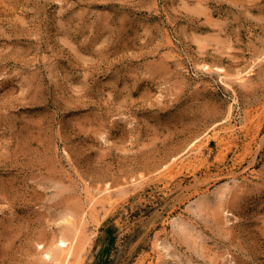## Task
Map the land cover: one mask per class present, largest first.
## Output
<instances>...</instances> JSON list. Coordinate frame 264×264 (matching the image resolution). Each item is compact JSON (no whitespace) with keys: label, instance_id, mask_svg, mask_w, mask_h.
Returning a JSON list of instances; mask_svg holds the SVG:
<instances>
[{"label":"rangeland","instance_id":"1","mask_svg":"<svg viewBox=\"0 0 264 264\" xmlns=\"http://www.w3.org/2000/svg\"><path fill=\"white\" fill-rule=\"evenodd\" d=\"M84 211L71 264H264V0H0V264Z\"/></svg>","mask_w":264,"mask_h":264},{"label":"bare ground","instance_id":"2","mask_svg":"<svg viewBox=\"0 0 264 264\" xmlns=\"http://www.w3.org/2000/svg\"><path fill=\"white\" fill-rule=\"evenodd\" d=\"M220 68V67H219ZM223 70V69H222ZM225 70V69H224ZM223 70V71H224ZM225 72H226V70H225ZM224 72V74H226ZM240 72H242L243 73V71H240ZM240 72H238V75H239V73ZM245 72V71H244ZM248 72H250V71H248ZM228 73V72H227ZM250 73H252V72H250ZM237 74V73H236ZM241 74V73H240ZM244 74V73H243ZM223 75V74H222ZM245 75V74H244ZM244 75L243 76H237L236 75V77H237V80L238 81H241V80H239V79H242L243 77H244ZM247 75H249L250 76V74H247ZM246 77V76H245ZM239 78V79H238ZM243 80V79H242ZM225 83H226V81H225ZM228 84V83H227ZM229 86L231 85V84H228ZM232 114H233V111H232ZM229 120H231V118L229 119ZM233 121V120H232ZM227 122V121H226ZM229 122V121H228ZM230 123V122H229ZM229 125V124H228ZM231 126V125H230ZM220 132V131H219ZM218 133V132H217ZM222 133H224L225 134V132H222ZM227 137V136H226ZM219 138V137H218ZM221 138H222V136H221ZM222 139H224L225 140V137H223ZM222 139H220L219 138V140L221 141ZM205 141V140H204ZM204 141H203V143H204ZM229 142H230V140H228ZM224 142V141H223ZM220 143H222V142H220ZM223 144V143H222ZM191 157V156H190ZM187 160V159H186ZM188 161V160H187ZM170 165V164H169ZM168 165V166H169ZM177 166V165H176ZM169 171V170H168ZM141 183V182H140ZM106 191H107V193L105 194L106 196L107 195H109V196H111L112 195V188L111 187H107L106 188ZM105 191V192H106ZM104 192V193H105ZM99 194V193H98ZM97 194V195H98ZM96 195V194H95ZM95 195H93V197L92 198H90V201H91V203L94 205V204H96V201H97V203H98V201L99 202H101V201H103V202H105L104 200H99L100 198H101V195H98V197L100 196V198H98L97 196H95ZM114 195V194H113ZM103 198V197H102ZM109 199V198H108ZM107 200V199H106ZM102 203V202H101ZM85 210V209H84ZM83 211V210H82ZM81 215V214H80ZM86 217H87V213H86V211H84L83 212V214H82V216H81V218L79 219L80 220V222H79V224L78 225H76V227H73V233L71 234V237L69 238V237H66V236H64V235H62L59 239H58V243H59V248H60V250H61V252L63 253V255H62V257L63 258H61V260L59 261V262H57V263H55V264H71V262H72V260H73V258H74V256H75V254H76V246H77V243H78V240H79V238H80V236H81V233H82V228H83V225H84V222H85V219H86ZM78 223V222H77ZM76 223V224H77ZM75 229V230H74ZM60 252V253H61ZM49 256H50V253H47ZM58 255H60V254H58ZM51 258H53V257H51ZM50 258V259H51ZM55 258H57V257H55ZM58 260V259H57Z\"/></svg>","mask_w":264,"mask_h":264}]
</instances>
